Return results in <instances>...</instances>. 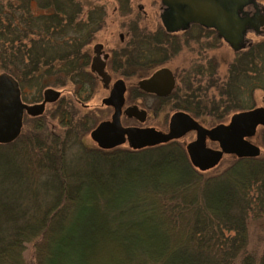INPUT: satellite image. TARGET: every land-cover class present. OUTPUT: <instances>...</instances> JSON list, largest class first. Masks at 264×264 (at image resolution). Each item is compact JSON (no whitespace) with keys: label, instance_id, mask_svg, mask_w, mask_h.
I'll list each match as a JSON object with an SVG mask.
<instances>
[{"label":"trees","instance_id":"obj_1","mask_svg":"<svg viewBox=\"0 0 264 264\" xmlns=\"http://www.w3.org/2000/svg\"><path fill=\"white\" fill-rule=\"evenodd\" d=\"M103 15L91 0L0 4V74L18 83L24 101L85 79L84 46ZM144 33L134 32L116 57L127 69L142 59V74L180 51L162 31L155 39ZM201 68L181 71L183 87L170 96L174 109L196 120L218 109L220 122L253 109L255 90L264 94V42L235 54L221 82L213 60ZM193 76H200L195 85ZM92 91L77 85L73 95L86 99ZM60 111L48 113L55 129L35 125L0 144V264H98L106 250L109 264H264V246L259 255L248 247L249 223L264 221L263 154L225 157L200 172L179 141L140 150L83 145L93 127L65 122ZM257 142L264 149V130Z\"/></svg>","mask_w":264,"mask_h":264},{"label":"water","instance_id":"obj_2","mask_svg":"<svg viewBox=\"0 0 264 264\" xmlns=\"http://www.w3.org/2000/svg\"><path fill=\"white\" fill-rule=\"evenodd\" d=\"M162 5L165 9L160 19L166 32L184 31L189 25L212 28L233 52L244 48L246 25L256 31L264 26V14L259 15L261 9L255 0H162ZM248 5L256 11L252 17L243 18L242 10ZM100 49V45L93 48L91 69L101 78L103 86H107L109 76L103 71ZM139 87L146 93L166 97L172 91L174 81L170 71L163 68L139 82ZM123 93V84L118 81L113 84L109 96L102 100V104L113 108V113L109 121L101 122L90 133V139L101 150H111L125 142L131 149L140 150L177 141L194 131L195 139L186 145V153L191 165L200 172L216 167L225 155L236 158H257L260 155L259 148L248 139L254 136L257 128H264V98L263 107L236 113L227 124L211 129L201 127L188 114L175 113L169 120L168 131L163 133L152 128H123L120 123ZM58 97V92L47 89L42 104L26 106L20 101L17 82L5 73L0 74V144L17 138L23 112L30 116L40 115L44 105ZM123 113L141 123L145 121V112L136 107H129ZM206 141L216 143L218 149L207 148Z\"/></svg>","mask_w":264,"mask_h":264},{"label":"flooded vegetation","instance_id":"obj_3","mask_svg":"<svg viewBox=\"0 0 264 264\" xmlns=\"http://www.w3.org/2000/svg\"><path fill=\"white\" fill-rule=\"evenodd\" d=\"M91 1L94 2L93 0H91ZM81 2L83 4V6H82L81 17L79 20L80 21H86V19H87L86 14L88 13V9H89L88 8V2L87 1L85 3H83V1H81ZM94 3L99 5L102 8L104 15H103V17L99 18V22L101 24H100V27L98 28V30L94 34H92L93 40L95 39V36L99 33V31L102 30L103 27L105 26L107 19L109 17L108 15L112 14V13L116 14L117 15L116 17L121 19L120 20L121 24H125V22H126L125 19H128L126 22V25L125 26L123 25V28H125V32H124L125 34H120L118 36V39H119L118 42L116 44H114L111 48H109V50L106 49L104 44L94 43V42H92L93 40L84 46V50H86L88 52L87 54L89 55V58L87 61V66H86L85 71H84V73H86L88 75L85 76L84 77L85 79H83V80H81V77H78V75L74 78V83H73V85H71L72 90H71V92H69V95H70L69 99L64 98L62 96V91H60L56 87L49 86L47 88H44L40 92L39 96H37V98H35L33 100L29 99V101H24V99L22 98V95H21V89L19 88V85L17 83L18 89H19L20 101L22 104H24L26 106H34V105L42 104L43 99H44L43 93L47 89H52V90L59 93V97L57 98L56 101H54L52 103H46L44 105L43 112L40 115L30 116L26 112H23L22 119H21V128H20V132H19L18 136H20V134L22 132L29 130L30 128H32L35 125L44 127L46 124H48V122L46 121L48 118L50 119V121L56 120L55 118L52 119L49 116V114L53 111L55 112L56 108H58L59 111L63 110L68 115L69 118L66 119L65 122H69V121L72 122L73 121L75 123H78V121H79L80 123H82V125H85L88 128L93 127L90 130V132L88 131V135L90 137L91 131L98 124H100L101 122L110 120L111 115L113 113V108L102 104V100L109 96V93L112 89L113 84L118 82V81H120L124 87L123 104H122L121 115H120V123H121V126L123 128H139V129L152 128V129L157 130L156 127H154V126H145V123L149 118L150 111H152L153 116H155V118H156V113L157 112L161 113V111L165 107L170 108L171 111L174 110L170 114L171 116L175 113H178V112L185 113L183 111L174 109L172 106L173 101H172L170 96L174 92L175 88L177 87V77L170 68L160 66L156 69L150 70L146 74H142V70L144 69L142 59L139 58L137 61L134 62V64L132 66H129V69H127L125 66V63H123V61H117L116 57L124 55L125 46H129V44H130L129 41L132 38L134 32H136V31L144 30V31H146V33H144L143 36H145L146 38H149V39H155L156 38V34H155L156 31L160 30L164 33V36L169 37V39H171V40L176 39L178 41L177 42L178 47H180V44H181L180 39L183 42L187 41L188 34L190 32L191 27L194 29H197L198 31L201 30L199 32L201 35L209 34V35L214 36L217 40L222 41V39H220L218 37L217 31H215L212 28H204V27H201L198 25H189V28L187 30H184V31L178 30L174 33L166 32L163 25H162L161 19H160V15L163 12V10L165 9V7L162 5V0L159 1L160 14L158 16V19H159L160 25L157 26L158 28L156 27L154 30H151V29L148 30L145 27L141 28L138 25L140 22V17L143 16L144 14H143V12L140 11L141 10L140 8H138V10L135 12L134 9L132 8V6L130 5L131 4L130 0H114L115 6H114L113 11H112V9H110V11H109L108 8H105L103 3H96V2H94ZM256 4H257V2H256ZM257 7L259 8V10L261 9L259 11V15H263L264 14V6H259L257 4ZM255 11L256 10L252 7V5L246 6L242 10V12L245 14V15H243V18L252 17L254 15ZM206 32H209V33H206ZM247 34H252L254 37H258V38H262V39L260 41L253 42V41L246 39ZM139 35L141 36L142 34L139 33ZM243 41H244V48H242L241 50H239L237 52H233L234 54L251 50L252 46L254 44L264 42V26L260 27L259 30L257 29V31H256L254 28H252V26L250 28L248 25H246ZM95 45L101 46L100 59L104 63L103 71L109 76V83L107 84V86H103L101 78L95 72H93L91 69V62H92V59L94 57L93 48ZM182 51H179V52H182ZM104 56H105V58H104ZM174 56L175 55H171V58H169V59L171 60L172 58H174ZM115 62H121L117 66V68L114 67ZM163 68L168 69L170 71L172 78H173V81H174V87H173L172 91L169 93V95L166 97H160V96H157L155 94H149V93L142 91L139 87V82H141L142 80H147L148 78L151 77V75L154 72H156L159 69H163ZM77 85L78 86L80 85L83 88L89 87L93 91H92V93H89V95L86 99H79L76 97L75 94L73 95V92L75 93V89H76ZM98 89H101L104 93H107V94H106V96L99 99V102H98L99 104L97 106H91L88 103L95 97V93ZM143 97L151 98L152 100H154L156 102L157 108H155L153 106L148 107V108H144L143 106H141L140 101ZM75 104H77L82 109L89 110V112L91 113L90 114L91 116H92V113L100 112L102 110H106L108 116L102 117L97 122H96V120H93L90 117V115L87 113L78 117L76 114L77 110H75V107H74ZM129 107H136L138 110L144 111L146 114L145 121L143 123H141L133 117H127L123 112L125 109H127ZM171 116H170V118H171ZM170 118H169V120H170ZM192 119L194 121H196L201 127L205 128V129H211V128L216 126V125H214V126H210V127H207V126L205 127L200 122H198V120H196L195 118H192ZM169 120H168V124H167V130L159 131V132L165 133L168 131ZM26 126L28 127L27 129L25 128ZM261 129L264 130V128H261ZM189 133L194 134V138H193V140H194L195 139V132L191 131ZM193 140L189 141L188 143L192 142ZM206 143H208V145H209V146L206 145L207 148L212 149V150L218 149V145L216 143L209 142V141H206ZM121 146H126V148L131 149L126 142L124 144H122ZM131 150H133V149H131ZM239 159H244V158H239Z\"/></svg>","mask_w":264,"mask_h":264},{"label":"rangeland","instance_id":"obj_4","mask_svg":"<svg viewBox=\"0 0 264 264\" xmlns=\"http://www.w3.org/2000/svg\"><path fill=\"white\" fill-rule=\"evenodd\" d=\"M11 1L12 0H0V4L1 6H6L8 2H11ZM93 1L96 3H103L104 7L108 8L109 11L110 9H112L113 11L114 6H115L114 0H93ZM159 1L160 0H130V3H131L130 5L134 9V11L136 12L138 8H140L141 9L140 11L143 12L144 14L143 16L140 17V22L138 24L141 28L145 27L148 30L149 29L154 30L157 26L160 25L159 19H158V16L160 14ZM255 1L257 2L259 6H264V0H255ZM32 8L34 9V11H36V7L34 4L32 5ZM108 16L109 17L107 19L105 26L103 27L102 30L99 31V33L95 36V39L92 42L102 43L105 45L106 49L109 50V48H111L114 44L118 42L119 40L118 36L120 34H125L124 33L125 28H123V25L124 26L126 25V22L128 19H125L126 21L125 24H121L120 23L121 19L117 18L116 14L112 13V14H109ZM200 31L201 30L198 31L197 29H194L191 27L190 32L188 34V39L186 41L188 43L186 44V42H183L180 39L181 44H180L179 49L181 51V48H182L183 51L179 52L177 55L175 54L174 58H172L171 60L170 59L167 60L166 63L162 65L164 67L170 68L174 72V74L177 77V87H180V88L183 87V85L180 82L181 76L179 77V75H181V71L185 72L188 69H193V67L196 69V67L198 66L202 67L201 70L205 69L208 60L209 61L213 60L214 63L216 64V68L214 71L215 73L214 77L215 79L218 80V82H221L222 80H224L227 72L230 70V65L235 57V54L233 53V51L223 41H219V40L214 41L213 40L214 36L209 35V34L201 35L199 33ZM206 33H209V32H206ZM246 39L253 41V42H257V41H260L262 38L254 37L252 34H247ZM198 77L200 76H195V77L193 76L192 78H190V80L192 81V85L196 84L195 80H197ZM206 78L207 77L205 75H202L200 77V84L205 85L204 83L206 81ZM59 90L62 91V96L64 98L66 99L70 98L69 92H71L72 90L71 86H66ZM106 94L107 93H104L101 89H98L95 93V97L88 104L91 106H97L99 104L98 103L99 99L106 96ZM253 94H254L253 98H254V103H255L254 108L263 107L262 99L264 98V94L258 90H255ZM215 100H217V98H215ZM140 102H141V106H143L144 108H148L151 106L157 108L156 102L152 100L151 98L143 97ZM74 107H75V110H77L76 114L78 117L86 113L89 115L91 114L89 110L82 109L77 104H75ZM173 111L174 110L171 111L170 108L165 107L163 108L161 113H158V112L156 113V118L155 116H153L152 111H150L149 118L146 121L145 126H154L157 129L156 131L167 130L168 120L171 116L170 114ZM220 111L221 110L216 109L215 112L207 113L205 116H203V118H200L198 120L205 127L206 126L210 127V126H214L218 124H227L233 114L232 113L228 114L224 120H220L219 122L214 119V115H216L217 112L219 113ZM92 116L90 115V117L93 120L99 121V119H101L102 117H105V116L107 117L108 114L106 110H102L100 112L92 113ZM46 121L48 122L49 127L51 126L52 128H54L57 125L56 120L50 121V119L48 118ZM25 128L27 129L28 127L26 126ZM262 130L263 129L261 128H257L254 136L248 139L249 142H251L252 144L256 145L259 148L260 150L259 156L264 154V149L260 148L257 145L258 144L257 139L260 137ZM193 138H194V134L188 133L184 137L179 139L178 141L184 146V149L186 151L187 143L193 140ZM82 141H83V145L85 144L86 146H89L91 148H94V147L98 148L96 144L90 139L88 133L83 136ZM206 145L209 146L208 143H206ZM120 148H126V146H121ZM228 157L231 158L230 156H227V158ZM223 161L224 159H222L220 163H222ZM141 231L143 234L151 233V230L147 227L142 228ZM150 242L157 243L158 240H156L155 238H151ZM248 243H249L248 247L250 251H253L257 255H259L261 249L264 246V221H260L257 223H254V222L249 223ZM101 255L102 256L99 257L98 264H103V263L109 264L108 260L113 258V254L108 253L107 250L104 251Z\"/></svg>","mask_w":264,"mask_h":264}]
</instances>
